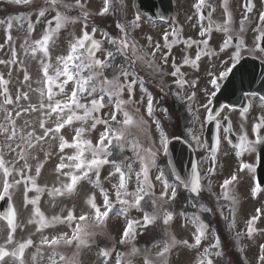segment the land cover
I'll return each mask as SVG.
<instances>
[{"label": "snow or ice", "instance_id": "6c2138e0", "mask_svg": "<svg viewBox=\"0 0 264 264\" xmlns=\"http://www.w3.org/2000/svg\"><path fill=\"white\" fill-rule=\"evenodd\" d=\"M10 4L15 5H30L33 3H39V0H7ZM45 6H42L38 9V18L46 17V13L51 12V10L55 9V15L52 16L51 20H47V28L41 34L38 39L33 40L30 44L28 40L25 39V47L30 51V53L35 56L37 53L43 54V59L40 60V64L42 66V72L44 80L40 81V83H44L46 85V93L44 89H37L40 92L41 101L39 105V110L44 111V120H41L39 127L43 130V135L37 137V142L40 140H44L45 138L51 135V138L55 139L56 134L60 132L61 129L65 127V125H71L73 120L84 121L85 123L88 120H92L93 122L90 125L91 129H95L97 124H103L106 126L105 132L99 135V139L95 145L92 144L90 140H82L81 137L83 133H85L88 129L84 127H80L75 129V135L73 137V143L69 144L68 141L64 140L63 136L60 137L59 143V150L61 153L64 152L66 147L75 148L77 149L76 152L72 155H60L59 160L60 162L57 164L54 171L64 177L69 178V182L64 183L61 182L60 187L53 186L49 189V194L53 197L55 196H63L66 193H72L75 191L77 184L81 180H88L89 182L95 184L99 187L101 193L103 194V202L102 207L97 205L95 202V194H92L88 197L86 203L90 205V209L94 211V216L97 221L102 222L104 218H107L109 212L113 208L112 200L110 199L109 192L107 189L103 188L100 182V173L101 168L104 165H112L114 168L113 171H109L108 177H105V180H108L109 177L115 176V174H119L118 177V184L113 185L112 187L115 189V198L119 203L123 206V212L127 213L128 209L134 208L143 213L141 219L135 220H128L126 222V226L124 227L119 244L124 245L128 244L131 241H134L136 238V230L137 228L141 229H148L151 227H156L159 222H162L164 226H169L170 221H172L174 212L170 211L169 208L173 204V202L177 198V189L178 187H183L189 193L195 194L192 198L196 199L201 196L203 188L201 183V176L199 171L196 168H193L189 177H182L179 172L174 173L175 180L172 183H169L168 178L165 177V173L160 171L159 175L155 177L157 181L161 182L162 191L159 197L155 196L153 189L155 185L151 183L149 179V165L155 163V157L157 155L156 152H153L151 148L143 149L146 155H141L140 149H142V145L139 144L138 141L134 140L131 143V147L135 153V155L144 162L146 156L149 158L146 163H143V167L141 168L140 172H136L135 176L137 179V188L134 192L129 193L127 191V180L131 179L132 167L131 164H125L124 161H120L119 163L115 159H109L112 156V151L110 150V146L113 145V141H115V146L122 152L124 149V141H126V134L125 128L126 126L135 124L137 127L145 124L143 117L140 116L138 119H135L128 111L124 110V106L128 105L131 107L133 100L132 95L134 92V86L137 84L138 80L140 83V87L143 89V80L142 78H135L129 79V77L136 76L134 66L130 68H125L124 66H118L114 63V57L118 54H126L131 50L132 56L135 57L136 60H142L143 57L137 55V49L135 44H129L128 41V31L124 25H117L120 28V31L123 35L120 38H108L107 43L110 45L115 46V52L111 50H103L105 52L104 59L97 58V52L102 50V46L100 41L94 39V34L97 31L95 27L92 29V33L90 34L87 29V23L84 24V31L80 37H76L74 42L70 43L69 49L67 51V55H58L56 57V61L59 65H62L61 68H56L54 75L49 74V69L52 68V55L50 52V44L55 45V40L57 34L60 30L66 26L67 23L72 22L75 23V18H70L64 12L60 11L59 8L63 7L64 9L70 8H79L83 11L85 5L82 3V0H75V4H64L62 0H43ZM121 6H123V0H119ZM116 0H103V6L101 11L98 15L104 16L109 13L110 9L115 7ZM227 4V0H225V5ZM205 6V0H197V3L193 5L196 9L197 13H200L201 9ZM249 11L251 9L249 8ZM89 13L87 11H83V17L85 20L87 19ZM228 21L225 23H230L231 20V13H228ZM204 17L201 15L200 19ZM141 19L140 14L137 12L134 15L133 20L130 22L132 27H138L139 21ZM245 20L248 19L247 16L244 17ZM19 21L20 24H23L25 21H30V17L26 14H21L15 17H8L7 21H3L0 23H6L8 28V35L7 39L11 40L10 31L12 29V21ZM260 20L264 21V14H261ZM29 31H35L32 27L31 23L28 25ZM224 31L228 32V28L224 27ZM207 30L201 29L200 35H206ZM105 37H108V33L103 34ZM262 37H264V33H262ZM165 40H167V34H165ZM151 39V37H149ZM232 40V36L228 35L227 39L224 40L220 51L223 52L226 48L229 47V42ZM206 43V41H202ZM186 44L191 46V44L196 43L195 41L188 40L185 41ZM3 45H0L2 48ZM158 47V45H157ZM238 47H242L238 46ZM264 51V49H261ZM13 56H16L15 51L13 50ZM212 55H216L215 52L211 53ZM153 57L155 53L151 54ZM200 59V55L197 54L195 60H190L188 58L184 59L185 64H196V61ZM241 59V52L237 50L232 56L229 57L230 63L233 66L238 64ZM17 61H5L0 60V64L7 65L9 63H16ZM166 62V61H165ZM74 66L76 71L73 72L71 67ZM149 66H152L151 63ZM87 69V75H84V70ZM106 70H111L113 75L112 78L109 79L105 72ZM232 71L231 67H226L223 72L219 75L221 77H227L229 72ZM179 72L177 69L176 72H173L172 75L175 76ZM211 75V74H210ZM61 77H64L59 84L56 81H59ZM123 78V80H121ZM25 81L30 79L29 75L25 74L24 76ZM69 81L74 82L75 87L71 90L70 95L66 96V99L59 100L56 99L57 93L53 91V87H58L60 93H64V85H66ZM0 83L7 84L8 81L4 80L3 74H0ZM176 83H181V81L177 80ZM183 83H187V81H183ZM211 84L219 86L216 79H211ZM125 88L129 92V99L127 101L120 99L119 97L125 90ZM146 92L147 89H144ZM4 92L5 95V103L10 104L12 103L11 100L8 99L7 92L8 89L5 88ZM87 93L89 96H93L94 94H98V98L91 99L88 103H82L80 101V97ZM195 93H193V96ZM105 96L107 97H116L117 99L113 102L110 101V104H114V111L110 114L109 119H103L98 116L93 115L96 112H99L100 109L105 108L109 105L105 103ZM21 98L27 100L28 93L24 92L21 95L16 97L17 101ZM47 100V103L44 100ZM191 100V97L188 98ZM261 99H264L262 97ZM205 107V111H207V107ZM79 109H83V115H77V111ZM27 110L37 111V106L35 104L30 105V108ZM25 110V111H27ZM147 115L152 117L154 115L153 109V97L149 94L148 102H147ZM164 113L167 114L168 109H163ZM122 112L124 119L122 121L117 122L121 124L122 127L120 128H113L110 121H116V113ZM138 112V109H137ZM17 115L20 113L17 112ZM53 115H55L56 119L54 121V127L49 126L46 127V122L50 120ZM215 115H219L216 113ZM215 115L209 113V119H215ZM12 125L11 130L9 128L3 127L0 125V132L5 134L6 140L11 141L16 136L15 131V122L11 120L10 117H6ZM260 123L256 124L257 133L261 127H264V117L260 118ZM157 127H161L160 121H155ZM219 126V122H217ZM35 129L33 131L28 132L27 136L29 140L25 141L29 148L33 147L31 143V138L34 137ZM193 139L199 143V138L193 136ZM258 143H264V138H261L259 134H257L256 140L250 141L247 138V135L241 136V144L240 148L243 150L255 151V146ZM82 144L87 145V149L82 147ZM160 144L162 146V150L165 154L168 152V138L167 134L163 131L161 127V135H160ZM19 147V145H18ZM91 152V159L84 156L85 151ZM19 159L24 161L23 168L19 169V173L21 179H26L31 181L32 187L36 188L37 192H43L44 189L40 188L36 183V178L40 175V169L44 166L43 163H39L35 168V177L28 175L25 176L24 172L27 170L28 172L32 171V166L28 164L27 158L24 155L23 151L18 153ZM46 156L50 155L49 153L45 154ZM67 161V162H65ZM127 169V172L124 169ZM246 168L249 170H253V166L251 164H243L242 169ZM0 169H3L5 176H11L12 172L9 171V168L5 166V160L3 157L2 151H0ZM67 169V171H64ZM241 169V170H242ZM13 171H17L13 168ZM210 171H214L210 169ZM94 175L95 179L92 178ZM141 174L143 175V179L141 180ZM59 179V176L57 177ZM238 179L236 174H232L230 178L224 179L223 183L221 184V188L224 189L223 195L225 198L231 199L235 202V196H230V186L236 182ZM21 180L17 179L14 180L13 183H9L7 179L0 184V199H4L11 195L10 190L15 185H20ZM264 183V181L260 183H254L252 186V194L255 195L258 191H264L261 189L260 184ZM47 187V185H45ZM170 192V194H169ZM122 196L127 197L131 196L132 199H122ZM148 197V205L151 208V212H146L143 209L142 202L145 201V198ZM38 199H32L27 201V203H31L36 205ZM198 203L199 208L204 212H212V208L206 207L202 203ZM257 212H260V209H257ZM179 215H184L183 213H178ZM33 218L39 217V220L36 221L35 219H29L28 223L37 222L39 227L37 231L39 232L42 228L46 227V218L44 217L43 213L40 211L39 207H36L34 212L32 213ZM86 214H81L77 217L74 214L73 210L68 211V215L63 218L64 221L71 222L73 220L84 221L86 220ZM0 219H4L7 221L8 226V234L4 240L3 244H0V264H4L5 258H10V264H26L24 259L25 249L29 246L33 245V240L31 237L27 238L26 240L16 241L14 238V233L17 230V223H16V209L12 207L8 210L7 213L0 212ZM60 217L53 216L51 218V222L60 221ZM188 219L191 220V223L196 225V230L193 233L194 236V244H189L188 240L177 241L174 235L171 233H166L169 237L167 241H165L161 251L157 253L158 257L165 259L166 264V257L167 254L170 253L172 247L176 246L177 244H183L190 248H197L201 245L202 239L206 237V233H209L208 225L205 224L200 215L193 213ZM259 219L258 215H253L251 219L247 222V234L249 236L255 231L253 225ZM90 236L91 233H85L84 229L78 224L72 234L71 237H68L67 233H62L59 236H54L49 239L47 236L43 237L40 241L41 245H49V246H56L63 242L65 245L72 244L73 241H78L79 245H83L86 243V240L83 238L84 236ZM241 234L237 233V237L239 238ZM7 246H12V250L9 252ZM156 246V245H154ZM261 250L264 252V245H261ZM115 251V248L111 249H101L99 255L103 257L105 260H108L112 252ZM243 251V249H241ZM139 250L135 247L132 248L131 253L128 255L131 256L133 254L138 253ZM225 255L223 247L221 245V241L219 236H215V242L210 244L208 247L204 248L203 253H200V258L197 259L196 264H218V259H222ZM123 253H117L115 258V264H130V261L124 260ZM32 261L35 264L36 255L34 254L31 257ZM51 259V258H50ZM60 260L64 261L65 257L63 255L60 256ZM259 260L261 264H264V254L259 256ZM52 264H57V262L53 259ZM145 264H152L151 261L145 260Z\"/></svg>", "mask_w": 264, "mask_h": 264}, {"label": "rangeland", "instance_id": "374dc122", "mask_svg": "<svg viewBox=\"0 0 264 264\" xmlns=\"http://www.w3.org/2000/svg\"><path fill=\"white\" fill-rule=\"evenodd\" d=\"M43 1V0H42ZM65 1L66 4H75V0H62V2ZM64 3V2H63ZM82 3L85 5L84 11H87L90 13V15L97 14L101 11V8L103 6V0H82ZM65 4V3H64ZM126 8L123 11L124 12V22L126 25H130V22L134 18V13L128 8V4H126ZM77 11H79V8H75ZM56 10H51L50 14L46 13V17L44 18H38V11H34L32 13L26 14L30 17V21H25L23 24H20L19 21H12V29L10 31L11 40H8L6 37L8 35V28L6 23H0V45H3L2 48H0V60L5 61H11L16 60L17 62L12 64L9 63L7 65L0 64V74H3L4 80L8 81L7 84L0 83V125H3L5 128H9L11 130V123L6 117H10L12 121L15 122V131L16 136L11 140L7 141L5 134L3 132H0V151H2L3 156L6 155L8 157L9 152H15L13 155V158L11 160L16 161V163L13 164L16 168L21 166L23 167L24 161H20L17 159L19 157L18 153L23 151L24 155L27 158V162L29 165L32 166V171L30 172L31 176L35 175V168L39 163H43L44 166L40 169V183L42 184H49L50 187H53L51 185L52 181L54 180L56 182V187L61 186V182L67 183L69 182V178L64 177L63 175H60L54 171L57 164L60 162L59 157L60 155H72L76 152L77 149L66 147L64 149V152L61 153L59 150V143H60V137L63 136L64 140L68 141L69 144L73 143V137L75 135V129H78L80 127H84L85 129H88L85 133H83L81 139L82 140H90L93 145H95L99 139V135L103 132H105L106 126L103 124H97L95 129H91L90 125L93 122L92 120H88L86 123L84 121L79 120H73L71 125H65L63 129L60 130L59 133L56 134L55 139L51 138V135L44 140H40L37 142V137L43 135V130L39 127V124L41 120H44V111L39 110V105L41 101L40 92L37 91V89H44L46 93V85L44 83H40V81L44 80L43 72H42V66L40 64V60L43 59L42 53H37L35 56H33L30 51L25 47V39L28 40V43L30 44L33 40L38 39L41 34L46 30L47 28V20H51L52 16L55 15ZM24 14V13H23ZM70 18H75V23L69 22L66 24L65 27H63L60 32L57 34L55 45L50 44V52L52 55V68L49 69V74L54 75L56 68H61L62 65H59L56 61V57L58 55H67V51L69 49L70 43L74 42V39L76 37H80L84 31V24L87 23V31L91 34L93 27L97 29V31L94 34V39L100 41L102 44V50L97 52V58L104 59L105 52L103 51V46L107 43L108 38L113 36H110L109 33L105 29H99L98 27L91 25L88 23L90 20L83 17V14L78 15L76 14H68ZM15 17V16H13ZM29 23H31L32 27L35 29V31H29ZM138 27H129L128 33H130L133 37L136 39L143 41L146 40L147 34H154V31L150 29V24L144 19L141 18L138 22ZM108 33V37H105L103 34ZM115 38H120L119 34H114ZM143 44V43H142ZM137 55L143 57L142 60H136L135 57L134 60L138 61V65L143 66L145 65L144 62V55L143 52L140 51V48L137 47ZM13 50L16 53V56H13ZM105 50V49H104ZM111 50V49H110ZM125 59V57H124ZM134 66V64L130 60H126L124 67L130 68ZM71 70L73 72L76 71L75 67L72 66ZM88 70L85 69L83 74L87 75ZM25 74L29 75L30 79L28 81H25L24 76ZM105 75L111 79L112 76L107 74V71L105 72ZM138 75L129 77V79H135ZM64 77H61L59 81H56L57 84L62 81ZM123 80V78H121ZM75 87L74 82L69 81L66 85H64V93L59 92L58 87H53V91L57 93L56 99L63 100L66 99L67 95H70L71 90ZM7 88L8 92L11 96L12 103L6 104L3 100V93L4 89ZM27 92L28 93V99L25 100L21 98L19 101H17L16 97L18 95L22 96V93ZM98 98V94H94L93 96H89L87 93L82 95L80 97V101L82 103H88L91 99ZM105 103L106 105H109L105 108H102L99 110V112L94 113L93 115L98 116L103 119H109L110 114L114 111V104H110V101H115L116 97H107L105 96ZM120 99H123L127 101L129 99V92L125 88ZM133 103L131 107L128 105L124 106V110L128 111L135 119H138L140 116L143 117L145 124L137 127L135 124L126 126L125 128V134H126V141H124V149L121 152V161H124L125 164H131L132 167V173H131V179L127 180V191L129 193H132L137 188V179L135 176L136 172H140L141 168L143 167V163H146L148 161V157L146 156V159L144 162H142L134 153L131 143L136 140L139 142L140 145H142V149H140L141 155H146L143 151V149L151 148L153 152H156L157 155L155 157V163L149 165V179L152 184L155 185V188L153 189L155 196L159 197L161 191H162V185L160 181H157L155 177L159 175L160 170L157 168V158L159 156V152L162 150V146L160 144V133L158 129H156L155 124L152 122V119L147 115V95L144 89L140 87L139 80L137 84L134 86V92L132 95ZM45 103H47V100L45 98ZM35 104L37 106V111H31L27 110L30 108V105ZM138 109V112H137ZM27 110V111H25ZM77 115H83V109L76 110ZM19 112L20 114L17 115L16 113ZM116 118L119 121H122L124 119L122 112L116 113ZM56 117L53 115V117L46 122V127L53 126L54 127V121ZM202 124V121H200ZM199 122H197V125L195 127H191L186 129L188 136H190V141L193 143L195 142L193 140V136L198 137L199 134H202L203 132V125H201ZM122 127L121 124L118 126H115L114 128H120ZM245 130H249V127H244ZM35 129L34 137L31 138V143L33 147L29 148L28 145L25 143V141L29 140V137L27 136L28 132L33 131ZM134 138V140H133ZM197 142V141H196ZM201 140H199L200 144ZM115 144V141H113V145L110 146L112 148ZM19 145V147H18ZM82 147L87 149V145L82 144ZM200 148V146H197ZM128 150L131 151V156L128 157L126 152L128 153ZM49 153L50 155L46 156L45 154ZM237 155V153L233 152L232 149L229 147L225 148V150L222 151L221 159L223 160L224 157L230 156V154ZM84 156L91 159V152L85 151ZM228 160V159H227ZM67 162V161H65ZM119 163V162H118ZM233 163L236 164L235 166H232V164L229 165V173L235 169L236 175L238 174L239 179H241L240 174V161L236 162L233 158ZM212 164V162L210 163ZM210 164L209 161H206V164H203L204 170V176L208 174L210 171ZM225 163L223 162L220 166L219 172L220 175L223 174V170L225 167ZM114 172V168L112 165H104L101 168L100 173V182L103 188L107 189L109 192L110 199L114 204L117 203V200L115 198V189L112 187L113 185L118 184V177L119 174H115L113 177H109L108 180H105V177H108L109 171ZM64 171H67L65 169ZM124 171L127 172V169L125 168ZM92 175V174H90ZM211 175V174H210ZM59 176V179L57 177ZM231 176V175H228ZM167 178V175H165ZM92 178L95 179L94 175H92ZM143 179V175L141 174V180ZM217 178L212 177L210 180V185L214 186V181ZM169 180V179H168ZM169 183H172V181L169 180ZM239 184L231 193L235 196V198L240 199L239 197ZM219 185L214 188L215 194H218ZM232 188V187H231ZM213 191V190H212ZM92 194H95V202L97 205L102 207L103 202V194L101 193L98 186L95 184L89 182L88 180H81L77 186L75 191L72 193H66L62 197H51L50 198V204L52 206V209L48 211L49 216H58L61 218V222L58 224V226L51 227L48 230H44L43 228L36 234L34 237L37 238L38 241H41V239L45 236H47L49 239H51L54 236H59L62 233L69 234L70 229L72 228L73 224L66 223L67 221H64L63 218L68 215L69 210H73L74 214L79 217L81 214H86L90 217L94 216V211L90 209V205L86 203L88 197ZM170 194V192H169ZM214 194V195H215ZM68 195V196H67ZM122 199H129L131 200V196L124 197L122 196ZM241 204V203H240ZM260 210L263 212V222H262V228L260 229V233L254 235V237H262V244L264 245V206L259 205ZM112 208V211L109 212V215L107 218H104L102 222L99 221V236L101 234H107L109 237V243L107 246L114 245V243L118 242L120 240L122 231L124 229V226L128 220H135V219H141L143 213L139 210H136L134 208L128 209L127 213H124L123 210H120V212H114V209ZM103 210V207H102ZM200 211V209H198ZM224 211V208L220 209ZM150 210H146V212H151ZM174 212V211H173ZM242 208L239 207L237 213L234 216V223L228 224V227L231 229V233H236L238 230H241L244 225V219L246 218L244 216V212L241 214ZM194 212H189L184 217H181V215H177L176 212H174V216L172 221H170V225L166 226V229L163 230V241H159L157 243H153L148 247L147 250L144 248L143 250H139L138 253L133 254L129 256L128 254L131 253L132 248L125 249L123 251H114L112 252L111 257L108 260H105L103 257L99 255V252L101 251V248H99V252L94 248L92 244V239L94 238V234L96 232L95 229H91L90 227H87L85 233H91L90 236L86 235L83 238L86 240V245L89 246L90 250L89 252H96L97 255L93 256V260L86 264H115V258L117 253H123L124 254V260L130 261V264H145V260H149L152 262V264H165V259L158 257L157 253L161 251L165 241L169 239L168 235L166 233H171V235H174L177 241L182 240H188L189 244H194V236L193 233L196 230V225L191 223V220L188 219ZM46 218V222H49V219ZM162 224V222H159ZM139 228H137L138 230ZM136 230V232H137ZM215 236L217 234L213 229H209V233H206V237L202 239L201 245L197 248H190L183 244H177L176 246L172 247L170 250V253L167 254L166 257V264H196V261L198 258H200L199 254L203 253L204 248L208 247L210 244L215 242ZM242 235L237 237V243L239 247H241L243 244H247L250 246H253L254 240L252 238H247L249 236H244L241 238ZM242 239V240H241ZM260 239V238H259ZM241 240V241H240ZM83 244V245H85ZM83 245H79V248H81ZM156 245V246H154ZM256 245V244H255ZM71 247V246H68ZM62 248L66 255L69 256V254L74 253L75 249H78V246L75 248L73 247V250L71 248ZM133 247V246H132ZM113 247H107V249H111ZM33 249L26 255V264L27 260L30 259L33 256ZM45 257H42L40 264H47L51 259L57 260L60 258L58 256L57 250H53L51 252H47ZM88 261V260H87ZM223 261H225L223 256ZM70 262H75V256L72 254L70 258ZM123 262V260H122ZM4 264H10V258L4 262Z\"/></svg>", "mask_w": 264, "mask_h": 264}, {"label": "flooded vegetation", "instance_id": "af4514ba", "mask_svg": "<svg viewBox=\"0 0 264 264\" xmlns=\"http://www.w3.org/2000/svg\"><path fill=\"white\" fill-rule=\"evenodd\" d=\"M43 2L39 0V2ZM119 1V0H118ZM152 2H157L160 8H166V4L170 2L172 7L171 17L169 23L155 22L151 23L150 27L154 31V34H148V38L142 43H138V40L128 39L129 44H135V46L140 48V51L143 52L145 65L142 69L143 80L146 86L147 99L149 94L155 99L154 109L158 112V115L162 118H167L172 126L183 127L180 131V135L185 138L188 137L187 131L188 128L195 127L197 122L202 121L203 132L201 135V140L204 137V131L207 126L210 124H216L219 122L220 137L227 140V132L223 128L225 122L231 123V126L234 128L236 134L247 135L248 140H256L257 134L261 138H264V127L259 129L257 133L256 124L260 123V118L264 117V100L261 99L262 96H257L253 94L254 91L244 90L243 94L249 100V105L246 107H238L239 105L234 106H223L217 111L213 112V99L216 93L224 86L229 85L228 93L229 96H237L238 93L242 91V87L238 85L237 82H230V76L234 73V69L242 64H248L249 69L256 68L257 70L262 67L264 63V21L260 20L261 14H264V0H227L225 5V0H205V6L201 9L200 13L196 12V9L193 7L197 0H149ZM40 7V4L36 3ZM135 12V0H123V6L120 3L115 4V7L122 13L127 7ZM5 6V5H4ZM6 7V6H5ZM249 8L251 11H249ZM1 9V7H0ZM6 9H1V16L4 15ZM228 13H231L230 23L226 24L228 21ZM118 14V13H117ZM203 16V19H200V16ZM247 16L248 19L245 20L244 17ZM3 19V17H0ZM126 29H129V26L123 24ZM224 27L228 28V32L224 31ZM206 29V35L201 36V29ZM165 34H167V40H165ZM231 35L232 40L229 42V47L226 48L223 52L220 51V48L223 45L227 36ZM155 36L157 38H155ZM151 37V39H149ZM192 40L196 43L189 46L185 41ZM206 41V43L202 42ZM140 42V41H139ZM158 45V47H157ZM242 47H238L241 46ZM237 50L241 52V59L238 64L235 66L232 65L229 61V57L232 56ZM215 52L216 55L211 53ZM155 53L153 57L151 54ZM130 58L132 56L131 50L126 53ZM200 55V59L196 61V64L191 63L185 64L184 59L188 58L190 60H195L196 55ZM166 61V62H165ZM256 62V65L252 66L251 63ZM151 63L152 66H149ZM259 63V65H258ZM226 67H231L232 71L229 72L227 77H221L219 74L225 70ZM179 69L177 75L173 76L172 73L176 72ZM251 73V71H250ZM211 74V75H210ZM251 75L248 77V83L251 81ZM211 79H216L218 87L210 83ZM179 80L181 83H176ZM187 81V83H183ZM240 83H243V80H239ZM260 88V87H259ZM193 93L195 95L193 96ZM191 97V100L188 98ZM207 111H205V107ZM163 109H168L167 114L164 113ZM209 113L215 115V119H209ZM218 125V124H217ZM244 127H249V130H245ZM238 131L243 132L244 134L238 133ZM173 136H177L174 134ZM228 146L232 149L233 152H239V146L235 147L230 145ZM264 148V143H258L255 146V151L241 150L238 159L241 164V169L243 164H251L253 170L246 168L242 169V174L244 177V182L242 184L243 190L248 193V199H242L241 204L237 206L242 208V213L244 212V225L240 230L242 237L249 236L247 234V222L251 219L253 215H258L259 219L254 223L253 227L255 231L251 236L246 237L252 238L254 240L253 246L243 244L241 247H236L239 249V253H234V256H238L239 262L237 263L232 254L227 255V260L230 264H261L259 256L264 254L261 250L260 244H262V237H254V235L260 233L263 222V212H257V209H260L259 205L264 206V191H258L255 195L252 194V186L254 183H260L264 181V151H261ZM8 157L3 156L5 160V166L9 168V171L12 172L11 176H5L3 169H0V184L3 183L5 179L9 183H13L14 180L20 179V185H15L11 190V195L8 196L11 203V208L15 207L16 209V223L18 225L16 232L14 233V238L16 241L26 240L31 237L33 240V245L25 249V253H29L33 249V255H36L35 264H40L42 257L47 252H51L54 249L60 250L59 256L63 255L65 257L64 261H61L60 258L55 260L57 264H83L80 262V249L78 241H73L71 250L73 247L78 246V249H75L74 253L66 255L65 251L62 248H66L68 245H41L38 239L34 238L38 233L37 228L39 224L37 222L29 224V219L39 220V217L33 218L32 213L36 207L40 208V211L43 213L44 217L49 215L48 211L52 209L50 204V197L48 196L49 192L42 183H40V176L35 177L36 183L40 188H43V192H37L36 188L32 187V183L29 180L21 179L19 169L23 168L21 166H13L16 161L11 160L15 152H9ZM238 154V153H237ZM200 159V164H204L206 159L211 157L209 153L202 149L197 153ZM237 155L230 154L227 158H236ZM215 158V157H214ZM19 159V157H17ZM236 159V162H238ZM20 160V159H19ZM22 161V160H20ZM15 168L17 171H13ZM259 170L261 175L259 174ZM31 173L25 170L24 175L28 176ZM260 175V176H259ZM261 189H264V183L260 184ZM64 196V195H63ZM68 196V195H67ZM62 197V196H58ZM32 199H38L36 205L27 203V201ZM2 199H0L1 203ZM232 200H227L228 206H234ZM9 207V208H8ZM5 207L4 210L8 212L10 206ZM233 209L231 212L234 213L237 209ZM51 215L49 222H46V227L44 230H48L51 227L58 226L61 222H51ZM73 224V230L77 226L76 220L71 221ZM71 222H66L71 224ZM83 225V229H85ZM264 229V228H263ZM7 221L0 219V244L4 243V240L8 234ZM74 231L70 233L72 236ZM93 240L98 242L99 230L95 232ZM242 240V239H241ZM240 240V241H241ZM256 244V245H255ZM8 251L12 250V246H7ZM243 249V251H241ZM75 256V262L71 263V255ZM26 256V255H25ZM8 258V257H7ZM50 259L47 264H52ZM27 264H34L32 259H28Z\"/></svg>", "mask_w": 264, "mask_h": 264}, {"label": "water", "instance_id": "95a60500", "mask_svg": "<svg viewBox=\"0 0 264 264\" xmlns=\"http://www.w3.org/2000/svg\"><path fill=\"white\" fill-rule=\"evenodd\" d=\"M144 9L147 11V12H149V9L148 8H146V6H144ZM8 96V95H7ZM9 99V98H8ZM214 130H211V132H210V130H209V132H208V135H211V134H214ZM182 143V142H181ZM216 144H217V142H216V139H214L212 142H211V146L212 147H216ZM185 148H187V150L189 151V153L191 154V152L192 151H190V149L187 147V146H185ZM193 153V152H192ZM177 157L176 156H174L172 159H176ZM179 166V164H176V161L175 162H173V164H172V169H173V171H174V173H176V172H179L180 174H181V176L182 177H189L190 176V174L189 173H185L183 170H181V168L180 167H178ZM194 168H197L196 167V165H195V167ZM193 170V169H192Z\"/></svg>", "mask_w": 264, "mask_h": 264}]
</instances>
